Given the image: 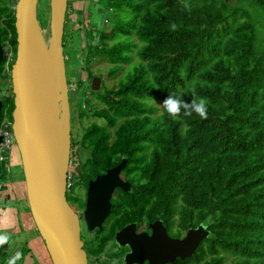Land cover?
I'll use <instances>...</instances> for the list:
<instances>
[{
	"label": "trees",
	"instance_id": "1",
	"mask_svg": "<svg viewBox=\"0 0 264 264\" xmlns=\"http://www.w3.org/2000/svg\"><path fill=\"white\" fill-rule=\"evenodd\" d=\"M8 3L0 1V43L13 60ZM103 12L110 25L89 31L85 58L113 64L109 77L128 66L116 93H93L106 106L93 113L109 126L122 118L115 142L155 218L166 209L175 232H208L174 264H264V0H105ZM4 60L0 123H11ZM158 99L156 114L147 102ZM92 131L102 142L95 125L84 139ZM7 167L3 160L0 182Z\"/></svg>",
	"mask_w": 264,
	"mask_h": 264
},
{
	"label": "water",
	"instance_id": "2",
	"mask_svg": "<svg viewBox=\"0 0 264 264\" xmlns=\"http://www.w3.org/2000/svg\"><path fill=\"white\" fill-rule=\"evenodd\" d=\"M8 8L14 18L15 54L9 70L13 108L7 131L19 157L27 208L50 264H87L76 215L65 200L70 113L62 37L67 0H48L45 29L38 19V0H13ZM90 88L98 89V79L91 81ZM123 166L124 160L89 183V198L92 190L110 192L115 184L127 189L126 183L111 178ZM107 196L97 197L106 201ZM207 235L198 225L182 238L171 239L160 228L150 238L164 243L152 242L151 247L164 260H184Z\"/></svg>",
	"mask_w": 264,
	"mask_h": 264
},
{
	"label": "flooded vegetation",
	"instance_id": "3",
	"mask_svg": "<svg viewBox=\"0 0 264 264\" xmlns=\"http://www.w3.org/2000/svg\"><path fill=\"white\" fill-rule=\"evenodd\" d=\"M65 47L63 48V55L66 60ZM93 63L95 65L103 63L106 68L101 69L98 73H92ZM118 65L120 67L118 73H115L114 77H109V70L113 67V64L105 60L100 58L86 60L84 57L80 63V71L84 73V80L80 79L76 83L80 88L75 86L73 89L75 93L73 103L79 108L80 101L83 99L81 95L84 94V97H86L84 102L93 111L87 113V116L82 115V113L74 114L75 130L73 134L70 126L67 169L68 188L66 189L65 200L76 215L79 238L82 242L87 264H174L177 260L182 262L185 259L175 258L173 262L164 260L162 257H158L151 247L152 242L164 243L163 239L154 240L150 238L153 230L160 232V228H162L167 238L180 239L188 229L181 233L175 232L174 226L171 227L170 225L169 212L166 209L162 212L163 219L161 215L155 218L154 207L147 206V203L152 200L141 201L139 197L140 195L143 196L145 192L132 188L131 182L137 180V178L134 174L126 173L127 171L124 169L126 160L123 157V149L120 143L116 144L115 142L116 136L114 133L120 128L122 118H116L115 124L109 126L104 120L95 116L96 113H93L102 108L106 109V106L99 103L95 95H90V92L101 96L106 91L116 93L118 81H122L123 67L127 68L128 66L120 63ZM94 78L98 79V89L96 91H92L90 88L91 81ZM113 81L117 82L113 84ZM106 82H109L110 85L107 86ZM66 83L69 91L70 87L67 79ZM71 100L72 98L68 95L69 113ZM98 105L100 107H97ZM90 118L98 122L101 121L102 124L93 121L89 124L83 123L84 127H81V120ZM92 125H95L97 129L104 130L105 137L102 136V142L97 141L98 134L95 136L94 131H92L89 138L84 139L87 130ZM88 132H91V130ZM147 153L148 151L144 150L139 154L146 157ZM123 160V168L119 169L111 178L115 183H126L128 188L122 189L115 184L110 192L92 190V199H90L87 190L89 183L93 182L96 177L102 176L118 166ZM105 194H108L106 201L98 198ZM156 223L158 224L155 225ZM156 236L161 237L160 235Z\"/></svg>",
	"mask_w": 264,
	"mask_h": 264
},
{
	"label": "rangeland",
	"instance_id": "4",
	"mask_svg": "<svg viewBox=\"0 0 264 264\" xmlns=\"http://www.w3.org/2000/svg\"><path fill=\"white\" fill-rule=\"evenodd\" d=\"M0 1L7 4L13 0ZM80 1L81 2L79 4L75 5L77 6V9L74 8V14L76 17L72 18L71 13V16L66 14L64 24L66 45L64 52L67 58L65 60V75L70 87L68 95L72 98V102L70 103V126L72 134L75 130L74 114L82 113V115L87 116V113H92L93 111L84 102L86 97H84V94L82 93L81 96L83 99L80 101L81 105H79V108L73 103L75 95L73 89L75 86L76 88H80V86H77L76 83L79 82L80 79H82V81L84 80V73L80 71V63L83 61L89 46L94 43L93 37L91 36L90 38L88 33L89 31H94L96 29L99 30L103 27L108 30L110 25L109 20L112 18V15L105 16L106 14L103 12L105 9V0ZM47 15L48 0H38V19L42 29H45L46 27ZM102 15L105 16L104 18H110L108 19V23L104 22L105 20ZM262 26L264 28V21ZM2 50L4 55L9 52L7 45H4ZM132 62L135 65L136 59H133ZM93 64L94 65H92L91 68L92 73H98L101 69L106 68L103 63L98 65H95V63ZM123 68L127 69L126 67ZM116 82L117 81H113V84ZM106 84L107 86L110 85L109 82H106ZM8 93L7 83L0 80V97H5ZM91 94L93 95V92H90V95ZM78 97L80 98V96ZM147 104L154 106V108H156V114L159 113L161 100H149ZM97 107L100 106L98 105ZM81 121V127H84L83 123L89 124L95 120L90 118ZM98 123L102 124L101 121ZM7 157L8 175L5 180L0 182V185L4 184L6 187L4 191H0V263L10 264L12 262L15 264H50L49 258L41 240L37 235L27 208L19 157L14 145H11L9 148Z\"/></svg>",
	"mask_w": 264,
	"mask_h": 264
},
{
	"label": "built area",
	"instance_id": "5",
	"mask_svg": "<svg viewBox=\"0 0 264 264\" xmlns=\"http://www.w3.org/2000/svg\"><path fill=\"white\" fill-rule=\"evenodd\" d=\"M3 57L5 58L4 60V71L8 70V66L11 62H13L12 57H11V52L9 49L8 54L3 53ZM11 66V65H10ZM10 127V123L6 121V118H3L1 123H0V137H1V142H0V163L3 162V160L8 161V150L13 145V140L11 133L7 131V129ZM68 188V180L66 183V189Z\"/></svg>",
	"mask_w": 264,
	"mask_h": 264
},
{
	"label": "crops",
	"instance_id": "6",
	"mask_svg": "<svg viewBox=\"0 0 264 264\" xmlns=\"http://www.w3.org/2000/svg\"><path fill=\"white\" fill-rule=\"evenodd\" d=\"M86 1H88V0H86ZM90 1H95V0H90ZM80 2H81L80 0H67V11H66V14H68L69 16L72 15L71 16L72 18L76 17V15L74 14L75 13L74 12V8L77 9L76 8L77 6H75V5L79 4ZM70 13H71V15H70ZM64 24H65V19H64Z\"/></svg>",
	"mask_w": 264,
	"mask_h": 264
}]
</instances>
